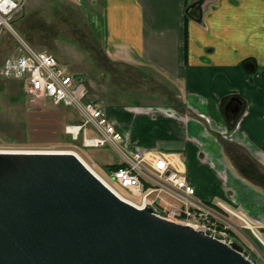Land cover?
Listing matches in <instances>:
<instances>
[{
  "label": "rangeland",
  "instance_id": "obj_1",
  "mask_svg": "<svg viewBox=\"0 0 264 264\" xmlns=\"http://www.w3.org/2000/svg\"><path fill=\"white\" fill-rule=\"evenodd\" d=\"M63 8L65 7H23L10 22L18 38L39 51L54 55L60 64L67 66L85 82L88 87V99L100 104L117 129L123 133L128 148L144 151V144L133 137L141 126L140 120L143 118L141 123H144L146 116H152L155 120L151 126L153 130L164 126L170 133H179L180 137L173 141L174 146L182 147L190 153L199 150L198 157L202 164L197 158L194 160L192 154L188 155V152L184 153V158L179 157L187 166L186 174L190 182L193 181L194 186L199 187L204 195L215 201L212 205L220 207L221 203L239 212L240 217L246 218L257 229L258 234L259 231L262 233L260 235L264 240V225L260 227L257 224L261 220L251 219L243 212L241 203L239 202V206L233 195H229L234 193L233 186L227 185L230 179L227 173L233 177L228 166H232L238 173L248 176L251 184L264 191V161L260 160V157L242 155L243 145H240L239 141L229 140L230 133L226 135L224 129L216 130L214 126H210L208 117L204 118L200 113H196V110L183 104L179 91L164 77L150 69L111 60L103 35L100 38L103 29L96 28L94 31L89 28H72V21L68 18L70 14L66 15ZM73 8L76 9V14L80 12L79 7ZM14 34L9 29L0 27V152H74L87 162L100 178L111 181L108 166L123 164V159L115 148L110 145L84 148L81 139L73 140L67 137L64 133L65 126L81 120L73 108L56 104L38 95L31 96L25 91L20 80L4 75V61L19 53L20 42ZM116 110L127 111L132 121L129 128L116 118ZM186 114L190 117L189 121L185 117ZM145 125L142 124V127ZM160 131H157L156 135ZM166 146H171V143L165 142L162 148ZM209 147H220L226 154V157L220 156L227 166L220 163L219 176L212 170L219 154L209 152L212 156L210 157L205 151ZM204 159L205 161H202ZM232 180L238 190L242 191L239 181H235L234 177ZM116 191L135 204L131 193L122 189ZM227 191L229 194L226 198ZM214 192L219 198L212 195ZM196 199L202 200L198 195ZM159 209L156 210L161 212ZM226 219L237 227L231 229L233 235L230 234L235 238L232 240L244 250H248L252 258L259 257L256 249L260 247L264 250V247L249 225H245L243 220L236 217L229 216Z\"/></svg>",
  "mask_w": 264,
  "mask_h": 264
},
{
  "label": "crops",
  "instance_id": "obj_2",
  "mask_svg": "<svg viewBox=\"0 0 264 264\" xmlns=\"http://www.w3.org/2000/svg\"><path fill=\"white\" fill-rule=\"evenodd\" d=\"M199 1L200 11L196 12L201 19L187 13ZM24 7H65L62 10L70 14L72 28H102L103 34L98 35H103L111 60L164 77L179 91L183 104L208 117L216 130L230 133L229 140L239 141L242 155L264 161V0H25ZM73 7L80 12L76 14ZM235 97L243 101V111L232 124L225 109ZM126 112L116 110V118L129 128L132 121ZM151 117L146 116L144 123L140 120L141 128L138 126L133 138L144 144V151L184 158L188 151L173 145L179 133H170L164 126L153 130ZM185 117L190 120L187 114ZM165 142L172 147L162 148ZM213 147L205 151L219 154L212 169L219 176L220 165L225 164L220 156L226 154ZM199 152L188 155L201 163ZM228 167L242 191L227 173V185L233 186L234 193L227 191L226 198L233 195L243 212L261 220L257 224L263 227L264 191L251 184L248 176ZM195 187L202 201L215 202ZM212 195L219 198L216 192Z\"/></svg>",
  "mask_w": 264,
  "mask_h": 264
},
{
  "label": "water",
  "instance_id": "obj_3",
  "mask_svg": "<svg viewBox=\"0 0 264 264\" xmlns=\"http://www.w3.org/2000/svg\"><path fill=\"white\" fill-rule=\"evenodd\" d=\"M242 111L227 102L230 123ZM222 239L123 200L74 153L0 152V264H259Z\"/></svg>",
  "mask_w": 264,
  "mask_h": 264
},
{
  "label": "built area",
  "instance_id": "obj_4",
  "mask_svg": "<svg viewBox=\"0 0 264 264\" xmlns=\"http://www.w3.org/2000/svg\"><path fill=\"white\" fill-rule=\"evenodd\" d=\"M24 5L25 0H0V27L9 29L17 38L19 36L10 21ZM18 40L19 53L4 61V75L20 80L31 96L38 95L75 109L81 120L67 125L65 133L73 140L81 139L83 147L110 145L116 149L124 166L111 172L110 184L131 193L138 199L140 208L147 205L156 209L160 207L159 213L164 218L179 219L183 224L222 235L229 244L233 242L228 230L237 227L196 199L197 191L190 184L186 166L179 157L130 150L126 139L100 104L88 100L87 86L76 73L60 64L54 55L39 51L20 38ZM221 206L226 212L241 218L234 210ZM256 250L260 263L264 264V253Z\"/></svg>",
  "mask_w": 264,
  "mask_h": 264
},
{
  "label": "bare ground",
  "instance_id": "obj_5",
  "mask_svg": "<svg viewBox=\"0 0 264 264\" xmlns=\"http://www.w3.org/2000/svg\"><path fill=\"white\" fill-rule=\"evenodd\" d=\"M67 152H70V151H66V152H58V153H67ZM70 153H74V152H70ZM74 154H76V153H74ZM84 163H85V165L91 170V171H93L95 174H96V172L88 165V163L87 162H85L78 154H76ZM99 178H100V176L98 175V174H96ZM100 179H102V178H100ZM102 181L105 183V184H107L108 186H110V184L106 181V180H104V179H102ZM112 189H114L112 186H110ZM117 195H119V197H121L123 200H125V201H127V202H129V203H131L129 200H127V199H125V198H123L116 190H113ZM131 204H133V203H131ZM133 205H135V204H133Z\"/></svg>",
  "mask_w": 264,
  "mask_h": 264
},
{
  "label": "trees",
  "instance_id": "obj_6",
  "mask_svg": "<svg viewBox=\"0 0 264 264\" xmlns=\"http://www.w3.org/2000/svg\"><path fill=\"white\" fill-rule=\"evenodd\" d=\"M124 165L123 164H115V165H112L111 167L110 166H108V170L109 171H112V170H118L119 168H121V167H123ZM211 205V204H210ZM214 209H216L217 211H219V212H223L222 211V209H220V207H218V206H213V205H211ZM227 215V214H226ZM230 233L233 235V232L232 231H230Z\"/></svg>",
  "mask_w": 264,
  "mask_h": 264
}]
</instances>
